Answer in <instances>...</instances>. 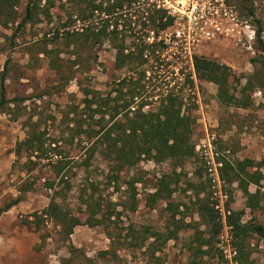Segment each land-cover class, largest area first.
Segmentation results:
<instances>
[{
  "label": "rangeland",
  "instance_id": "obj_1",
  "mask_svg": "<svg viewBox=\"0 0 264 264\" xmlns=\"http://www.w3.org/2000/svg\"><path fill=\"white\" fill-rule=\"evenodd\" d=\"M28 1H21L16 24L0 28V90L4 82L6 98L22 100L9 103V109L0 113V210L12 199L23 197L21 203L0 214V264H68L71 246L93 259L94 264H110L98 256L108 249L118 250L121 264H190L193 258L203 264H264V238L251 236L241 252L234 244L232 227L228 224L232 212H244L241 222L254 220L264 225V179L259 184H249V191L255 195L250 199L239 182L230 181L233 175L229 176L224 169L225 161L235 163L248 158L259 164L258 168H248V172L264 175V0H232L243 16L251 18L256 35L261 29L260 38L255 36L252 46L227 40L204 41L191 53L229 67L238 100L239 90L249 79L255 82L253 90L246 93L243 102L226 105L218 99V86L194 73L191 58L176 64L174 69H184V74L192 75L194 81L182 88L181 95L185 98L184 110L192 117V144L197 155L179 166L175 161L144 160L123 172L117 187L108 184L109 166L101 156L91 158L89 167L84 165L83 160L88 157L82 147L85 144H79V135L72 132L81 121L83 95L76 80L66 84L70 70L58 74L42 53L52 30L62 28L66 22L67 16L57 7L60 0H55L56 7L50 11L48 0H35L39 8L33 19L18 28L26 16ZM248 8L254 10V18L248 16ZM48 12L54 16L53 23ZM171 32L168 29L166 33ZM58 46L63 47L59 43ZM159 51L173 60L166 54V48ZM61 57L64 66L70 65L67 55ZM114 61V50L105 44L99 51V62L108 71L93 65L85 74L88 82L102 91H112L126 75L114 69ZM173 86L174 83L167 86L158 82L156 88L147 87L134 99L133 107L142 103L148 104L145 110L158 106L166 94L179 91L180 87L173 89ZM111 93L117 95L115 91ZM72 106L81 107L79 115L71 113ZM28 119L37 121L40 130L46 131V151L41 158H31L25 152L21 156L16 154L17 144L27 136L24 123ZM73 136L76 139L72 143ZM53 141L56 144L51 145ZM64 164L72 168L69 174L72 190L65 193L64 201L74 215L90 182L98 186V198L116 205L115 215L107 222L116 236L114 244L104 226L91 227L83 216L81 225L69 238L62 227L46 217L35 219L33 214L41 215L53 196L47 185L56 176L54 168ZM161 179L169 189H161L158 194ZM202 191L210 194L223 221L217 236L197 214L194 204ZM132 230L140 237L139 245L144 247L118 243L126 242L125 237ZM170 230L176 232V238L166 241ZM202 240L211 241L210 245L202 247ZM153 242L158 244L154 246ZM197 247L204 252L202 255L199 252V257Z\"/></svg>",
  "mask_w": 264,
  "mask_h": 264
},
{
  "label": "trees",
  "instance_id": "obj_2",
  "mask_svg": "<svg viewBox=\"0 0 264 264\" xmlns=\"http://www.w3.org/2000/svg\"><path fill=\"white\" fill-rule=\"evenodd\" d=\"M21 1L0 0V28H8L18 22V7ZM245 1L250 2V0ZM164 4L165 0H60L57 7L67 16L66 22L62 24V28L52 30L46 48L42 52L49 58L52 68L58 74L62 75L64 69L70 70L65 77L66 84L77 81L83 95V106L80 113L81 121L72 132L79 135L80 140H77L79 144H85L82 147L88 155L83 160L86 167L90 166V159L97 155L108 163L107 182L110 186L120 185L122 173L132 170L144 160H153L157 163L175 161L179 166L182 161L197 155L195 145L192 144V117L184 110L185 98L181 95L182 88L187 83H194L191 79L192 75L186 76L184 69L178 71L174 69L176 64L179 65L184 61V58L179 56L167 60L159 51V48H165L158 40L161 33L175 23V17L169 13ZM48 6L49 11L55 8L56 1L48 0ZM38 8L35 0H29L26 16L19 23L18 28L31 21ZM47 15L50 23H53V14L48 12ZM248 16L254 18L252 8H248ZM260 33L261 29L257 32L258 39ZM58 43L63 47L58 46ZM105 44L115 52L114 69L126 73L112 90L117 93L116 96H113L112 91L96 88L85 76L95 64L103 66L104 72L108 71L107 67L99 62V51ZM49 45L52 46L51 49L48 48ZM61 54L68 56L70 65L62 64ZM193 68L199 79L213 82L218 86V99L226 105H233L239 100L243 102L242 98L248 91H252L255 85V82L249 79L239 90L241 98L238 100L235 96L238 90L233 86L234 77L229 67L196 55L193 57ZM158 82L167 86L174 83L173 89L180 87L179 91L169 92L161 99L158 106L149 110H145L147 103H142L137 108L133 107L134 99L140 97L147 87L156 88ZM0 91V113L9 109V103L22 101L6 98L4 82ZM79 109L80 106H72L71 113L79 115ZM11 111L16 112V110ZM84 124L87 128H84ZM24 127L27 129V136L17 144L16 154L21 156L25 152L31 158H41L46 151V131H41L39 123L32 119H28ZM71 138L73 143L76 137ZM53 144L56 142H51V145ZM30 161L35 164L32 159ZM257 165L259 164L248 158L235 163L228 161L224 163L225 172L229 176L233 175L230 181L239 182V187L250 199L255 195L249 191V184H259L264 179V175L260 172H248V168H258ZM71 169L66 168L65 164L61 168H54L56 176L49 180L47 185L53 191V196L41 215L38 212L33 214L35 219L46 217L62 227L65 236L69 238L75 228L81 225L83 216L91 227L104 226L106 234L114 244L116 236L109 229L107 222L115 215L116 205L97 197L98 186L90 182L89 188L84 189L81 196L82 204L75 215L64 201L67 197L65 193L72 190L71 177H69ZM159 185L161 188L158 189V194L161 189L163 191L169 189L164 179H161ZM20 192L22 193L23 190ZM202 193L204 192H198L194 204L197 214L217 236L223 226L222 219L215 209V202L211 201L210 194L204 193L201 197ZM22 201V196L12 199L0 210V214L9 211ZM243 213L232 212L228 216L234 244L241 252L251 236L264 238V225L255 223L254 220L241 222ZM29 224L30 222H25V225ZM175 235L176 232L170 230L166 241L175 239ZM139 239L136 231L132 230L125 237L126 242L118 241V243L129 247H144L143 244L139 245ZM210 242L202 240L201 246H209ZM157 244L158 242H153L152 245ZM80 252L71 246L72 257L68 264L95 263L93 259L84 256L85 254L81 255ZM199 252L201 255L204 254L201 247L196 248L197 255ZM118 255V250L108 249L101 251L98 256L103 261L116 264L123 262ZM190 264L203 263L193 258Z\"/></svg>",
  "mask_w": 264,
  "mask_h": 264
},
{
  "label": "built area",
  "instance_id": "obj_3",
  "mask_svg": "<svg viewBox=\"0 0 264 264\" xmlns=\"http://www.w3.org/2000/svg\"><path fill=\"white\" fill-rule=\"evenodd\" d=\"M164 6L175 23L169 28L171 34L162 32L158 40L172 59L180 56L193 60L192 49L204 41L227 40L252 46L257 37L251 18L243 16L232 0H165ZM211 155L214 158L213 152ZM217 209L224 215L220 206Z\"/></svg>",
  "mask_w": 264,
  "mask_h": 264
}]
</instances>
